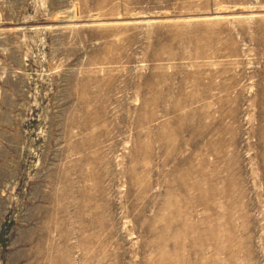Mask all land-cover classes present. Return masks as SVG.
<instances>
[{"label": "rangeland", "instance_id": "1", "mask_svg": "<svg viewBox=\"0 0 264 264\" xmlns=\"http://www.w3.org/2000/svg\"><path fill=\"white\" fill-rule=\"evenodd\" d=\"M0 264H264V0H0Z\"/></svg>", "mask_w": 264, "mask_h": 264}]
</instances>
